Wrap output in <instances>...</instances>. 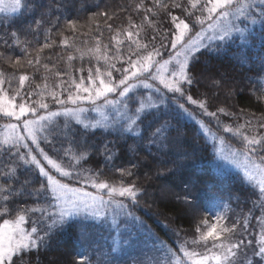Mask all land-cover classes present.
<instances>
[{"label":"snow or ice","instance_id":"1","mask_svg":"<svg viewBox=\"0 0 264 264\" xmlns=\"http://www.w3.org/2000/svg\"><path fill=\"white\" fill-rule=\"evenodd\" d=\"M0 14V264H32L31 254L49 249L72 224L78 238L90 239V222L111 239L108 251L93 250L98 264H114V254L133 247L138 252L128 264H264V113L234 127L220 114H248L210 103L198 88L199 98L193 96L202 79L235 95L238 89L226 86L222 75L205 74L201 57L235 45L234 56L247 64L249 49H264V0H139L134 7L112 0H0ZM104 31L110 40L101 46ZM79 35L94 37L95 46L77 47ZM256 59L264 66V58ZM259 83L264 86V79ZM257 98L264 101V94ZM186 105L213 118L241 146L225 155L223 137ZM185 119L196 121L197 134L207 132L217 159L228 162H212L218 175H227L231 164L243 170L241 183L257 182L258 239H247L251 209L231 217L225 212L244 198L241 192L216 195L204 205L211 221L205 216L195 238L175 241L178 250L133 211L149 192L129 178L145 163L156 177L188 166L191 153L180 126ZM97 133L100 143L93 139ZM97 156L103 167L90 166ZM125 156L127 164L115 163ZM116 175L119 180L111 179ZM177 199L195 208V181ZM70 264L92 260L81 253Z\"/></svg>","mask_w":264,"mask_h":264},{"label":"trees","instance_id":"2","mask_svg":"<svg viewBox=\"0 0 264 264\" xmlns=\"http://www.w3.org/2000/svg\"><path fill=\"white\" fill-rule=\"evenodd\" d=\"M113 4H128L131 3L134 7L139 0H112ZM4 14H0L3 16ZM133 15V20L136 23H140V18ZM124 16L121 15V22H123ZM7 20H5V24ZM83 23V21H81ZM146 30L147 26L145 25ZM84 31V30H81ZM67 35V33H65ZM52 39L59 42L60 37L55 30L52 33ZM123 39V37H121ZM110 40V34L106 31L103 32L101 37V46L108 44ZM70 43L72 41L70 40ZM76 46L82 50L95 46V38L85 35H79L75 38ZM114 44V42H113ZM111 46V45H110ZM56 52H62V48H56ZM237 51L236 46L222 54H208L201 57V63L205 70L206 75L223 76L225 78L226 86L235 87L238 90L232 97H227L225 91L212 84L210 79H202L200 83L193 87L194 98H199L196 95L197 88L202 93H207L212 100L210 103L224 106L230 109L234 113H240L243 110L248 115L243 114L237 117H226L220 114V119L225 124L236 126L237 124L244 123L246 119H252V114L259 118L264 113V101L259 100L257 97L264 94V86L259 83V78L264 72V66H262L261 59L264 58V49H257L253 51L248 50L249 60L247 64H241L234 56V52ZM47 52V50H46ZM72 55L79 57V53L74 49H69ZM68 53H64L65 58ZM111 55V53H109ZM79 67V61L74 62ZM85 63H87V57H85ZM119 67V65H117ZM211 70L209 73L208 70ZM38 83L40 81H37ZM49 84H53V80H49ZM243 91H239V89ZM190 106V105H187ZM193 112L200 117L204 124L214 131L215 134L223 137L226 144L231 147L239 148L241 145L238 142V138L233 137L231 133H227L222 127L217 126L213 118L204 117L202 114H198V108L192 106ZM211 110H215L214 108ZM93 114V113H92ZM94 116V115H93ZM256 121L253 120V123ZM180 126L185 130V144L189 148L191 153V159L188 166L179 174H170L166 177H156L152 175L150 163H145L143 167L137 170V176L129 179H138L139 182L144 183L148 188L149 195L142 198L141 206L133 209L136 215L141 217L147 222L148 226L157 233L169 246L174 250H178V244L175 241L183 243L184 239L191 240L195 238V228L199 220L205 216L211 221L212 216L208 209L204 205L208 204V199L213 198L216 195L227 197L228 192H241L243 199L237 203L236 200L231 201L232 208L229 212V217L235 214L244 213L247 214L249 210H252V217L250 218L249 227L252 231V235L247 239L259 238V226L258 220L261 217L258 204L260 197L258 195L259 188L253 181L245 179L244 183H241V177L243 174L236 170L229 168V172L225 176L217 174L213 161L217 163L225 164L223 161L217 159V153L213 149V143L208 135L204 133L197 134L196 129L199 128V124L192 119H185L180 122ZM93 139L97 143H100L104 138L97 133ZM109 139H115V137H109ZM131 142V141H130ZM141 156H146V153L141 152ZM150 157L148 160L150 161ZM128 157L125 156L122 160H117V165L127 164ZM91 167H103V157H95L91 162ZM150 179H145V174ZM111 179L119 180V176H112ZM195 181V188L198 192V199L194 201L195 208L191 205L183 203L177 199L178 196L184 194V186L186 183ZM211 185L212 191L208 190V186ZM253 202H257L254 206ZM30 227V225H26ZM91 238L81 240L78 238L77 228L75 224H72L60 232L52 242V246L47 249H41L39 252H33L31 254L32 264H70L72 260L77 259L81 253H85L92 260V264H98L99 253L93 255L94 249H103L108 251V244L111 243L109 232L104 228L91 227L89 224ZM176 233H179L177 236ZM114 235V233H113ZM191 248V245L188 246ZM201 251L202 249H197ZM138 249L128 248L124 252L115 255L114 264H128L129 257L137 254ZM103 259V257H100ZM175 264V261H173Z\"/></svg>","mask_w":264,"mask_h":264},{"label":"rangeland","instance_id":"3","mask_svg":"<svg viewBox=\"0 0 264 264\" xmlns=\"http://www.w3.org/2000/svg\"><path fill=\"white\" fill-rule=\"evenodd\" d=\"M262 79H264V72H263L262 76L259 78V80H262ZM192 106H193V105H190V106H187V105H186V107H189L190 110L193 111V110H192ZM194 113H195V112H194ZM198 114H200L199 109H198ZM92 115H95V113H93ZM197 120H202V119H201L200 117H197ZM204 125H205L206 129L209 128L208 125H206V124H204ZM199 126H200V125H199ZM205 133H206V134L208 135V137L210 138V135H209L207 132H205ZM211 133L215 134L214 131H212V130H211ZM215 135L218 136V137H220V136L217 135V134H215ZM210 139H211V138H210ZM211 140H212V139H211ZM212 141H213V140H212ZM215 143H216L217 146H219V140L215 141ZM223 147H224V154H225V155H227L232 149H234V147H231V146H229V145L226 144V143H224ZM217 155H218V154H217ZM223 162H224L225 164L228 163V162H226V161H223ZM228 167H230V168H232V169H236V170L240 171V172L243 174V170H242L241 168L235 166V165L228 164ZM253 182L257 184L256 181H253ZM212 199H213L212 197L209 198V199H208V202H209L210 200H212ZM230 207L232 208V203H231V202H230ZM225 212H226L227 215H229V211L225 210Z\"/></svg>","mask_w":264,"mask_h":264}]
</instances>
